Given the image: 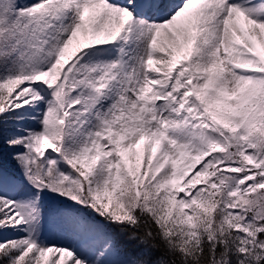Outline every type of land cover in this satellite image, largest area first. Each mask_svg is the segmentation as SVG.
I'll list each match as a JSON object with an SVG mask.
<instances>
[{
	"label": "snow or ice",
	"instance_id": "obj_1",
	"mask_svg": "<svg viewBox=\"0 0 264 264\" xmlns=\"http://www.w3.org/2000/svg\"><path fill=\"white\" fill-rule=\"evenodd\" d=\"M0 264H264V0H0Z\"/></svg>",
	"mask_w": 264,
	"mask_h": 264
}]
</instances>
